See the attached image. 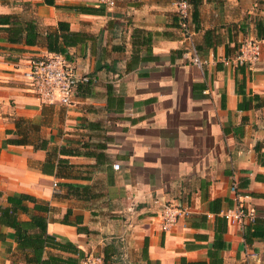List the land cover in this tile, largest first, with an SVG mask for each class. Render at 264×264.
<instances>
[{"label": "crops", "instance_id": "crops-1", "mask_svg": "<svg viewBox=\"0 0 264 264\" xmlns=\"http://www.w3.org/2000/svg\"><path fill=\"white\" fill-rule=\"evenodd\" d=\"M49 1L0 0V16L39 32L34 45L10 43L0 26V208L18 194L46 208L24 201L0 218V264H34L8 223L32 216L80 250L46 246L43 258L146 264L147 239L151 264H264V45L254 67L223 62L244 40L264 41V0H202L186 33L175 0ZM59 21L87 35L66 59L93 77L68 106L41 103L28 77L32 58L52 54L46 33ZM233 184L257 212L255 232L219 214L236 204ZM162 202L189 213L165 229Z\"/></svg>", "mask_w": 264, "mask_h": 264}, {"label": "built area", "instance_id": "built-area-1", "mask_svg": "<svg viewBox=\"0 0 264 264\" xmlns=\"http://www.w3.org/2000/svg\"><path fill=\"white\" fill-rule=\"evenodd\" d=\"M101 3L112 6L113 0H98ZM178 15L179 29L186 33L190 24L191 5L186 0H175ZM263 40H244L231 58H225L224 64H232L237 67H254L260 59L262 53ZM191 54V63L202 68L207 60L201 57L196 46L191 43L188 47ZM28 77L34 92L41 103L60 104L68 106L72 103V98L76 88L81 84H88L93 77L88 73L79 72L62 54H50L47 56L34 57L29 61ZM114 170L119 169V163L112 164ZM235 193L236 204L219 212L228 223L235 224L239 228L246 229L253 224L257 218L254 208L245 205L238 191L236 184L231 186ZM158 216L163 228H168L177 223L178 219L187 215V207L180 206L174 202H162L158 204ZM79 264H104L102 257L86 255Z\"/></svg>", "mask_w": 264, "mask_h": 264}, {"label": "trees", "instance_id": "trees-1", "mask_svg": "<svg viewBox=\"0 0 264 264\" xmlns=\"http://www.w3.org/2000/svg\"><path fill=\"white\" fill-rule=\"evenodd\" d=\"M186 1L191 5V21L197 28V24L199 23V6L202 3V0ZM49 3L53 4V1L50 0ZM178 20L179 19L177 18V25L179 27ZM0 26H3L1 30L6 32V40L10 43L23 42L26 45H34L37 42L39 32L35 22L33 21L21 23L14 15H2L0 16ZM45 39L46 50L48 52L52 54H62L66 57L69 47L78 45V43H85L88 40V37L84 33L70 30L67 22L59 21L53 30L46 33ZM204 44L207 46L209 45V42L207 41V31L204 33ZM8 141L11 143H21L20 140L16 139H8ZM255 147L257 150L258 147ZM7 201L10 203V205L0 208V218L4 216L10 219L11 215L17 210H26L27 208L23 204L24 201L33 202L34 208L36 209H46L45 207L37 204L36 198L26 194L7 196ZM255 222L247 226V231H249L251 228L254 232L257 230L255 227ZM8 223L14 227V235L18 240L19 247L22 249L29 248L32 250V257H28L27 261L33 262L34 264H78V259L71 256L64 258L50 253L45 258L42 257L43 250L46 246L75 254L80 253V250L72 243H62L55 240L53 236L48 235L46 233V223L42 217L32 216L30 221L16 220L13 217V221H8ZM30 226L31 228L38 227L39 231L28 234L27 230ZM77 229L80 232H88V229L85 227H77ZM27 238L30 240L29 243L27 242ZM141 254L142 259L146 261V264H151L147 256V239L144 241ZM103 262L104 264L106 263L105 258H103Z\"/></svg>", "mask_w": 264, "mask_h": 264}, {"label": "rangeland", "instance_id": "rangeland-1", "mask_svg": "<svg viewBox=\"0 0 264 264\" xmlns=\"http://www.w3.org/2000/svg\"><path fill=\"white\" fill-rule=\"evenodd\" d=\"M122 250V249H121ZM124 257L122 258V257H118L117 259H110L109 260V262L112 264H130V263H126V262H124ZM112 261H114V262H112ZM132 264V263H131Z\"/></svg>", "mask_w": 264, "mask_h": 264}]
</instances>
